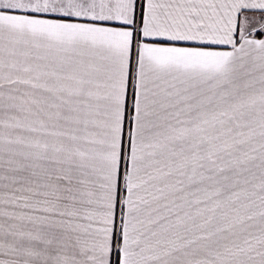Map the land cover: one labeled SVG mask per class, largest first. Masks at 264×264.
Returning <instances> with one entry per match:
<instances>
[{"label":"snow or ice","instance_id":"snow-or-ice-1","mask_svg":"<svg viewBox=\"0 0 264 264\" xmlns=\"http://www.w3.org/2000/svg\"><path fill=\"white\" fill-rule=\"evenodd\" d=\"M264 0H0V264H264Z\"/></svg>","mask_w":264,"mask_h":264},{"label":"crops","instance_id":"crops-1","mask_svg":"<svg viewBox=\"0 0 264 264\" xmlns=\"http://www.w3.org/2000/svg\"><path fill=\"white\" fill-rule=\"evenodd\" d=\"M255 38L256 39H264V31H256L255 32Z\"/></svg>","mask_w":264,"mask_h":264}]
</instances>
